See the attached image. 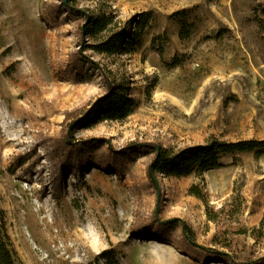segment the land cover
I'll use <instances>...</instances> for the list:
<instances>
[{"label": "rangeland", "instance_id": "obj_1", "mask_svg": "<svg viewBox=\"0 0 264 264\" xmlns=\"http://www.w3.org/2000/svg\"><path fill=\"white\" fill-rule=\"evenodd\" d=\"M259 1H78L77 8L110 12L120 24L151 13L132 54L81 49L99 67L82 79L70 63L80 49L79 20L61 8L55 19L46 14L60 0H0V210L16 264H228L141 236L155 219L183 221L205 248L222 228L245 230L222 252L229 264H264V154L226 156L221 167L181 179L159 175L156 188L146 173L152 155L132 151L113 171L89 162L60 174L55 150L68 123L106 94L103 80L124 82L136 107L122 122L73 132L74 141L102 139L96 155L133 144L178 151L210 138L264 140L263 34L252 17ZM184 27L191 36L180 39ZM173 58L180 63L170 67ZM192 186L216 208L238 195L240 212L219 226L208 221ZM29 209L53 220L51 235ZM26 211L31 222L21 223Z\"/></svg>", "mask_w": 264, "mask_h": 264}, {"label": "trees", "instance_id": "obj_2", "mask_svg": "<svg viewBox=\"0 0 264 264\" xmlns=\"http://www.w3.org/2000/svg\"><path fill=\"white\" fill-rule=\"evenodd\" d=\"M80 2H95V0H60L58 6L47 9L46 14L50 19H55L61 8L65 16L79 20L78 28L79 52H74L70 57L75 76L86 78L89 72L99 71L98 65L91 61L80 51L86 45L99 55L120 56L130 55L141 46L140 34L149 27L151 20L150 12L138 14L128 22L120 24L116 17L102 10H82L76 7ZM252 17L257 27L263 34L264 53V0L259 1L252 9ZM186 25V22H182ZM191 32L187 27L181 28L180 39H187ZM84 39L91 41L86 44ZM179 60L173 58L169 63L170 67L179 65ZM73 73V72H72ZM106 94L96 99L88 108L81 110L78 116L68 123L65 136L57 141L55 150L61 153L58 162V173L65 170H78L84 166L97 165L104 171H113L121 166L122 154L132 151L152 155V160L146 167L147 178L152 186L157 188L156 177L161 175L165 178L181 179L191 174H202L211 169L221 167V160L226 156L252 153L255 156L264 154V140H238L222 141L217 138H210L203 144L184 147L178 151L168 149L160 144H138L130 145L127 148L115 152L109 150V154H95L94 147L103 146L102 139H90L85 141L72 140V134L76 129H86L98 122H122L133 113L136 102L130 95L128 86L120 81L103 80ZM127 157V156H126ZM126 159V158H124ZM56 185V182L55 184ZM57 186V185H56ZM189 195L203 202L205 215L208 221L219 226L224 219L235 217L241 210L242 201L238 195L232 194L230 198L219 208L209 205L207 194L199 186H192L188 190ZM227 209V210H226ZM154 230L146 229L141 236L158 241L175 243L180 250L193 255L203 261L217 260L229 264V256L222 252L232 248L233 240L231 235L245 234V230L233 232L228 228L220 229L211 240L213 247H201L194 241L192 230L179 219L163 221L154 220ZM180 230V237L171 236L176 230ZM255 263V262H254ZM0 264H16V257L11 247L10 239L6 231L3 211L0 210ZM97 264V263H94Z\"/></svg>", "mask_w": 264, "mask_h": 264}, {"label": "bare ground", "instance_id": "obj_3", "mask_svg": "<svg viewBox=\"0 0 264 264\" xmlns=\"http://www.w3.org/2000/svg\"><path fill=\"white\" fill-rule=\"evenodd\" d=\"M28 209V208H27ZM33 210V209H32ZM28 213H31V217H32V221L36 224H39L41 226V228H43V230L45 231V233H49V235L52 234V228L53 227V220H49L48 217L45 216H37L35 212L31 211L30 209L28 210ZM27 211L25 212L24 215V219L21 220V223L25 222V223H30L31 219L30 217L27 215L28 214ZM40 213V210H38L37 214ZM40 215V214H39ZM34 216V217H33ZM51 232V233H50ZM24 245V244H23ZM25 250H27L29 252V247L25 244Z\"/></svg>", "mask_w": 264, "mask_h": 264}, {"label": "water", "instance_id": "obj_4", "mask_svg": "<svg viewBox=\"0 0 264 264\" xmlns=\"http://www.w3.org/2000/svg\"><path fill=\"white\" fill-rule=\"evenodd\" d=\"M64 2L66 1V0H63Z\"/></svg>", "mask_w": 264, "mask_h": 264}]
</instances>
